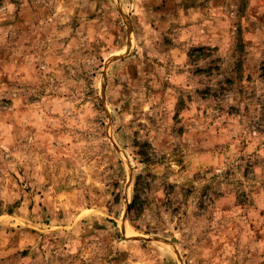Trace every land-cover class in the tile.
I'll use <instances>...</instances> for the list:
<instances>
[{"label":"rangeland","instance_id":"1","mask_svg":"<svg viewBox=\"0 0 264 264\" xmlns=\"http://www.w3.org/2000/svg\"><path fill=\"white\" fill-rule=\"evenodd\" d=\"M0 264H264V0H0Z\"/></svg>","mask_w":264,"mask_h":264}]
</instances>
